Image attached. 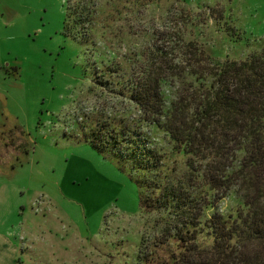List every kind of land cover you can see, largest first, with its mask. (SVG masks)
<instances>
[{
    "label": "rangeland",
    "instance_id": "rangeland-1",
    "mask_svg": "<svg viewBox=\"0 0 264 264\" xmlns=\"http://www.w3.org/2000/svg\"><path fill=\"white\" fill-rule=\"evenodd\" d=\"M254 54L264 56V0H0V264L163 259L178 250L182 207L140 200L168 186L192 211L235 215L241 198L208 186L204 161L152 120L134 83L156 78L165 110L182 101L191 112L198 74ZM94 130L127 156L135 137L145 144L122 166L92 145ZM236 241L242 260L264 264V242Z\"/></svg>",
    "mask_w": 264,
    "mask_h": 264
},
{
    "label": "trees",
    "instance_id": "trees-1",
    "mask_svg": "<svg viewBox=\"0 0 264 264\" xmlns=\"http://www.w3.org/2000/svg\"><path fill=\"white\" fill-rule=\"evenodd\" d=\"M71 26L67 14L65 35L73 34ZM216 63L214 72L196 76V86L201 88L193 97L191 112L182 101L165 110L159 104L157 79L151 76L136 80L133 95L152 120L165 125L185 152L195 153L204 161L203 176L208 186L221 188L223 195L237 194L241 198L240 208L235 215L224 217L212 211L205 216L203 208L192 211L191 200L180 196L173 186L153 192L148 198L142 196L140 204L145 210H157L163 204L180 206L183 218L171 235L178 250L155 259L154 263L143 255L138 264H254L242 260L232 250L230 240L264 242V56L254 54L240 61ZM165 112L169 116L162 122ZM91 133L92 145L103 153L111 151L116 159L121 157L122 166L130 153L138 154L145 144L143 138L135 137L127 156L121 150L106 148L102 131ZM112 138L113 145L120 149L125 139L123 133L116 131ZM239 151L243 155L239 156ZM188 163L191 165V160ZM204 230L213 236L211 248H202L197 242Z\"/></svg>",
    "mask_w": 264,
    "mask_h": 264
},
{
    "label": "crops",
    "instance_id": "crops-1",
    "mask_svg": "<svg viewBox=\"0 0 264 264\" xmlns=\"http://www.w3.org/2000/svg\"><path fill=\"white\" fill-rule=\"evenodd\" d=\"M26 212H27V207H26V205L25 204H22L21 205V214L23 215V216H25L24 214H26ZM29 225H31V224H29ZM24 226H21V239L22 238H26L27 237V233H31V229L30 228H23ZM24 229H26V230H24ZM28 229V230H27ZM26 233V234H25ZM0 244H3L4 246L6 245V241L4 240V238H3V233H1L0 232ZM15 247V246H14ZM17 247V246H16ZM15 247V248H16ZM19 247V246H18ZM15 248H14V250H15ZM12 258H13V256H12Z\"/></svg>",
    "mask_w": 264,
    "mask_h": 264
}]
</instances>
